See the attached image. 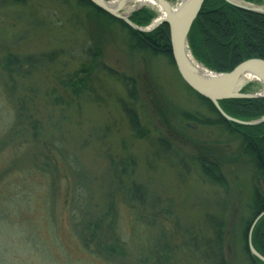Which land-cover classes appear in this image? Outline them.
<instances>
[{
  "label": "rangeland",
  "instance_id": "374dc122",
  "mask_svg": "<svg viewBox=\"0 0 264 264\" xmlns=\"http://www.w3.org/2000/svg\"><path fill=\"white\" fill-rule=\"evenodd\" d=\"M213 118L90 7L0 0V264H259L246 226L264 186Z\"/></svg>",
  "mask_w": 264,
  "mask_h": 264
},
{
  "label": "trees",
  "instance_id": "16d2710c",
  "mask_svg": "<svg viewBox=\"0 0 264 264\" xmlns=\"http://www.w3.org/2000/svg\"><path fill=\"white\" fill-rule=\"evenodd\" d=\"M249 3L263 4V0H244ZM80 6L90 7L95 16L115 22L128 34L129 47L147 52L150 55L164 57L174 66L169 43L167 24H161L148 33H138L119 20L105 14L87 0H75ZM155 12L143 8L134 13L129 20L136 26H147L154 18ZM189 50L194 60L208 70L220 73L229 72L235 66L248 59L264 60V16L249 13L226 4L223 0H204L190 28L188 36ZM24 58L7 57L5 64L18 69H26L29 61ZM39 64L40 58L33 59ZM258 90L255 83L248 85L242 92ZM189 89V88H188ZM190 90V89H189ZM208 109L213 119L199 121L204 126L219 127L238 141L239 149L250 160L254 170V180L264 186V123L258 126H241L224 120L212 104L190 90ZM219 106L229 116L249 121L264 115V99H234L219 101ZM185 121H195L194 116H183ZM129 121L134 131H138L136 116L129 114ZM203 174L214 183H222L217 175L216 165L201 160ZM264 211V195L255 193L252 200L251 218L246 228ZM91 239L93 232L87 234ZM246 235V233H245ZM86 243H88L86 241ZM253 247L264 256V216L257 222L252 233ZM245 252L249 256L247 248ZM259 262V261H258ZM259 264H263L259 262Z\"/></svg>",
  "mask_w": 264,
  "mask_h": 264
},
{
  "label": "water",
  "instance_id": "95a60500",
  "mask_svg": "<svg viewBox=\"0 0 264 264\" xmlns=\"http://www.w3.org/2000/svg\"><path fill=\"white\" fill-rule=\"evenodd\" d=\"M87 1L138 33H148L161 24H167L172 61L184 84L195 94L208 100L217 113L228 122L249 127L264 123V115L249 121L235 119L227 115L218 103L219 101L234 99H264V60L248 59L229 72L217 73L201 66L192 57L188 44L189 31L204 0H176L174 6L166 0ZM223 1L237 9L264 16V3L254 4L244 0ZM143 2L146 4H142ZM149 4L160 8L159 15L147 26L141 27L133 24L129 18ZM253 83L259 86L257 92H242ZM263 216L264 211L252 221L247 236V247L250 255L264 264V256L257 252L251 243L252 230Z\"/></svg>",
  "mask_w": 264,
  "mask_h": 264
},
{
  "label": "bare ground",
  "instance_id": "6f19581e",
  "mask_svg": "<svg viewBox=\"0 0 264 264\" xmlns=\"http://www.w3.org/2000/svg\"><path fill=\"white\" fill-rule=\"evenodd\" d=\"M142 4H146V2H143ZM171 5V4H170ZM153 6V5H152ZM151 6V4H149L148 6H146L145 8H153V9H155L157 12H158V14L156 15V17L159 15V13H160V8H158V7H155V6H153L152 7Z\"/></svg>",
  "mask_w": 264,
  "mask_h": 264
},
{
  "label": "flooded vegetation",
  "instance_id": "af4514ba",
  "mask_svg": "<svg viewBox=\"0 0 264 264\" xmlns=\"http://www.w3.org/2000/svg\"><path fill=\"white\" fill-rule=\"evenodd\" d=\"M166 1H169V0H166ZM251 90H252L251 92H244V93H254V92H257L258 91V90H254L252 88H251ZM247 100H253V99H247Z\"/></svg>",
  "mask_w": 264,
  "mask_h": 264
}]
</instances>
